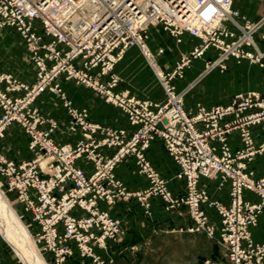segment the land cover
Instances as JSON below:
<instances>
[{
    "label": "built area",
    "instance_id": "obj_1",
    "mask_svg": "<svg viewBox=\"0 0 264 264\" xmlns=\"http://www.w3.org/2000/svg\"><path fill=\"white\" fill-rule=\"evenodd\" d=\"M264 1V0H263ZM232 0H0V28L13 27L25 41L31 61L36 66L39 86L59 74L68 79L96 81L88 75L91 68L98 74L111 71L124 52L137 46L152 63L157 78L165 76L154 63L145 43L149 25L162 24L175 37L184 32L201 37L204 49L209 44L227 55L248 57L242 46L255 47L252 34L261 22L241 29V37L230 44L224 37L234 34L222 21L237 16L230 8ZM51 38L43 42L37 30ZM227 40V39H226ZM202 50L197 52L201 54ZM254 55V56H253ZM152 58V59H151ZM50 62V66L47 63ZM74 63L81 65L76 69ZM111 83L116 78L111 75ZM11 91L19 84L10 75L0 73V85ZM166 83V82H165ZM91 84V83H87ZM22 85V84H19ZM104 101L119 108L134 128L132 132L114 129L88 119V110L77 108L66 93H52L59 98L67 113L65 130L79 132L74 145L60 144L53 132L60 130L35 107L42 93H21L12 96L0 89V137L11 123H18L28 137L29 161L15 162L0 152V179L8 192L31 216L37 226L31 231L43 258L48 264H69L75 245L80 258L93 264H114L94 248L106 250L107 241L122 236L120 220L99 208L98 202L113 205L136 199L150 214V199L157 197L165 210L185 206L191 224L189 233H203L214 238L225 251L228 264H264V243L254 241L250 228L264 212V177L255 179L248 163L264 153V141L256 144L252 128L260 125L264 132V96L260 93H238L228 105L206 108L200 104L192 113L184 108V94L165 90L161 102L141 99L129 93L102 91L93 85ZM43 88V87H42ZM42 88H40L42 90ZM48 124L47 128L42 125ZM237 133L241 148L232 151L227 139ZM162 141L167 154L177 165L174 177L184 183V193L174 196L167 180L153 168L145 156L156 139ZM217 141L218 146L213 142ZM113 149L111 155L100 149ZM126 157H133L138 172L148 181L143 190L131 191L116 178L114 168ZM84 158L93 165L90 175L76 166ZM201 177L219 178V186L229 183V205L212 200L199 187ZM249 192L256 202L244 199ZM204 206L212 207L219 216V227L211 222ZM79 209L83 213L74 215ZM0 264H2L0 262ZM199 264H224L205 259Z\"/></svg>",
    "mask_w": 264,
    "mask_h": 264
},
{
    "label": "crops",
    "instance_id": "obj_2",
    "mask_svg": "<svg viewBox=\"0 0 264 264\" xmlns=\"http://www.w3.org/2000/svg\"><path fill=\"white\" fill-rule=\"evenodd\" d=\"M232 6L251 22L258 21L264 13V2L255 0H233ZM227 26L238 32L230 24ZM148 33L147 43L153 53L156 54L161 47L165 49L162 54H156L157 64L165 71L172 69L180 53L189 52L199 43L198 38L188 33H184L181 41L177 43L174 37L160 26L149 27ZM262 36H264V24L254 34L257 48L264 52ZM44 40L48 41V38L44 37ZM216 55V49L208 48L202 58L191 62L182 78L174 79L173 83L177 90H186L183 101L187 111L193 113L198 104L206 108L228 105L236 94L251 90L258 91L264 96V69L247 61L236 62L234 59H229L224 72L214 70L200 77L205 61L214 59ZM25 56L24 42L17 31L12 27L0 29V71L11 73L21 81L32 82L34 67L25 60ZM112 72L120 78L114 87L115 91H127L130 95L153 102L163 101L164 94L155 74L137 47H129L114 65ZM108 79V76L100 77L101 81ZM58 81L75 107L88 110L89 121L114 129H125L129 133L134 129L119 108L105 102L102 96L91 89L76 85L62 76ZM34 105L45 118L56 121L60 126V130L52 134L57 143L70 145L76 143L80 138V133L66 132L67 113L58 97L44 92L36 98ZM47 127L48 124L42 125V128ZM252 136L256 144L264 141L262 126L253 127ZM227 142L232 151L241 148L237 133L229 135ZM27 143L28 137L20 125L12 123L6 127L3 136L0 137V152L7 159L15 162L30 160L33 154L28 149ZM213 145L218 146L219 144L214 141ZM100 151L105 155H111L114 150L101 148ZM145 156L160 176L167 180L169 191L174 196L182 195L184 183L174 177L177 165L165 151L160 139L156 138L150 144ZM76 166L81 168L86 175H90L93 171L92 163L84 158L76 160ZM247 167L253 172L255 179L264 177V153L257 154ZM114 174L131 191L143 190L148 186L147 179L138 172L133 157H126L119 163L114 168ZM219 183V178L201 177L199 187L207 191L210 199L229 205V183L225 182L221 186ZM12 197L14 198L15 195ZM244 199L256 202L258 197L245 192ZM98 206L112 217L119 219L121 223L123 232L117 241L108 240L106 250L94 248V252L101 257H111L114 264H199L205 259L228 264L225 251L218 242V232L214 238H209L203 233L185 231L191 224L185 206L167 211L157 197L150 199L149 215L133 198L127 202L118 201L113 205L99 201ZM204 210L210 221L218 228L219 216L214 208L204 206ZM82 213L79 209L72 211V214L76 216ZM26 218L30 223L29 214H26ZM30 224L31 231H36L37 226L32 222ZM250 233L254 241L264 243V212L258 216L256 225L250 228ZM72 247L74 254L68 259L69 264H93L79 257L73 243ZM5 255L2 254V258L0 257L3 264H15V261ZM49 258L50 255L47 254L46 259Z\"/></svg>",
    "mask_w": 264,
    "mask_h": 264
},
{
    "label": "rangeland",
    "instance_id": "obj_3",
    "mask_svg": "<svg viewBox=\"0 0 264 264\" xmlns=\"http://www.w3.org/2000/svg\"><path fill=\"white\" fill-rule=\"evenodd\" d=\"M255 1L264 2L263 0H255ZM232 3H233V0L231 2L230 8H231L232 11H234V12L237 13V16L232 17V20L230 18H227L226 20H223L222 21V25H223L222 27L223 28L225 27L229 32H232L234 34V38L224 37L225 43L230 44L232 41H235L238 38H240L241 37V32H242L241 29H249L252 25L261 22L260 25L258 26V28L252 34V38H253V41H254V34L264 24V13H263V15L260 17V19L258 21L251 22V21L247 20L244 16H242L237 9L233 8ZM227 24H230L232 27H234L236 30H238V32H235V31L229 29L228 26H227ZM151 26H160L170 36L174 37V39H175V41L177 43L181 41V36L184 33H188V32H184L180 36L175 37L174 35L170 34L167 30H165L162 24L149 25L147 27V29L145 30L144 35L146 36L145 37V43H146L147 49L150 52V54L152 55L153 60H154V63L157 66V69L160 70V72L162 73V75L166 77L165 78L166 79L165 80L166 83L164 81H162V80L160 82V80L156 76V72L154 71V68L152 66V63L149 62V60L143 55V53L139 49V47H137V46H131V47H137L139 49V51L141 52V54L143 55V57L145 58V60L147 61V63L150 65V67L153 70V72L155 74V77L157 79V82L159 83V85H160L163 93H165V90H166L167 87L169 89H172L173 88L174 93H185L186 90H177L176 89V87H175V85L173 83L174 79L182 78L183 75H184L185 69L190 66L191 62L194 61V60H196V59L202 58L203 55H204V53H205V51L208 48H210V47H212V48H214V49L217 50V55H216V57L214 59L205 61L204 66H203V70H202V72L200 74V77H202V76H204V75H206V74H208V73H210V72H212L214 70H216L218 72H224L227 69V61L229 59H234L236 62L247 61L250 64H255L259 68L264 69V52L260 51L257 48L255 41H254L255 47L246 46V44H244V46H242V49L245 52L246 51L247 52H250V53L253 52L255 55L258 53L260 55V58L257 57L258 60L255 59L256 56H254V55H253L254 58H252V60H251L250 58H248L246 56L245 57H242V58L241 57L240 58H236L234 55H231V54L227 55V57L223 60V59H221V57L223 55L221 49L217 48L216 46H214L212 44H209L204 49H202V48H200V46L202 45V42H203L202 39H201V37H196V36H193V35H191V34L188 33L189 35L198 38L199 39V43L196 46H194L189 52H187V53H180L179 59L175 62V64L172 67V69L169 70V71H165L156 62V54L157 55L162 54L165 49L163 47H161V48H159L157 50V52L155 54V53H153L151 51V49H150V47L148 46V43H147V40H148V37H149L148 29ZM7 27H10V26H7ZM37 30H38L39 34L42 36L43 42H50L51 41V38L49 36L44 35V33L42 32V29L40 28L39 25L37 26ZM19 36L23 40L24 46H25V49H26L25 60L28 61V62H30L33 65V67H34V80L32 82L27 83V82H24V81H21V80L17 79L11 73H5V72L0 71V73L5 74V75H10L13 79H15L16 82H18L19 84H22V85L16 84L17 85L16 88L12 89L11 91L6 92L7 91L5 89V86H7L6 83H3V84L1 83L2 85H0V89L2 91L5 89L3 91L4 93H12L11 94L12 96L20 95L21 93H30V92L31 93H44V92H49V93H66L64 91V89L62 88L61 84L58 81L59 77H61V76L65 80L72 81L76 85H81V86H84V87H87V88L91 89L94 93H102V92L98 91L93 85H98L97 86L98 88H99V86L102 87V91H104V92L107 90V91H109L111 93H128L127 91H115L114 90V87L117 85V83L119 82L120 78L116 74H114L112 72L113 68H112L111 71H108L106 74H102V75H97L98 74V71H99L98 68H91L90 70L87 71V73L91 77L93 76V78L96 77L95 78L96 81H92V82H90V81H82V80L68 79V78H66V76L64 74H59L54 79H52V81H47L45 83V85L43 83L41 86H39V81H36V79H35V76H36V66L31 61V58H30V56L28 54V50L26 48V44H25L24 39L22 38V36L20 34H19ZM44 37H47L48 38V41H45L44 40ZM262 38H264V36H262ZM200 50H202V53L199 54V55H197V52L200 51ZM47 65L50 66V62H48ZM74 66L76 67V69H81L82 68L81 65L78 64V63H74ZM93 71H96V72H93ZM111 75H113L116 78V81H115V84L114 85H112V83L110 82L111 81V78H112ZM101 76H108L109 79L107 81H101L100 80V77ZM87 83H91V84H87ZM40 88H42V90ZM99 89H101V88H99ZM244 93H259V92L258 91H252L251 90V91H246ZM4 131H3V134H4ZM27 146H28V143H27ZM27 161H29V160H27ZM0 181H1V179H0ZM0 188L3 191V193L5 194V196L7 197L8 201L11 204V206L13 207V209L16 211V213L19 216V218L21 219L22 223H24V225L27 227L28 231L31 234V229H30L31 216H30V223L28 222L29 220L26 218V214H29V213L26 212V211H24L23 206L21 204H19L15 200L16 197H14V198L12 197V196L15 195L14 192H8L6 190V188H5V186H3L1 184H0ZM11 193H13L14 195L11 194ZM21 208H22V210H21ZM2 254H4V255L6 254L8 257H10L13 261H15V264H24V262L21 260V258L16 254L14 248L10 245L9 241L6 239V235L4 233H2L1 230H0V257L1 258H2ZM45 261L48 264V261L47 260H45ZM0 262L2 263L1 259H0Z\"/></svg>",
    "mask_w": 264,
    "mask_h": 264
},
{
    "label": "bare ground",
    "instance_id": "obj_4",
    "mask_svg": "<svg viewBox=\"0 0 264 264\" xmlns=\"http://www.w3.org/2000/svg\"><path fill=\"white\" fill-rule=\"evenodd\" d=\"M1 183L2 182L0 181V184ZM0 230L6 235V239L9 241L10 245L14 248L16 254L21 258L24 264H47L43 256L40 254L38 247L35 244L34 239L28 231L27 227L24 225V223H22L21 219L9 203L1 188Z\"/></svg>",
    "mask_w": 264,
    "mask_h": 264
}]
</instances>
